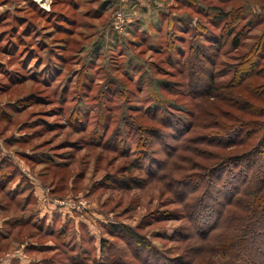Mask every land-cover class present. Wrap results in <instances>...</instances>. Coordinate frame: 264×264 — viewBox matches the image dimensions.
<instances>
[{"label": "rangeland", "instance_id": "1", "mask_svg": "<svg viewBox=\"0 0 264 264\" xmlns=\"http://www.w3.org/2000/svg\"><path fill=\"white\" fill-rule=\"evenodd\" d=\"M219 10L240 14L238 49ZM250 54L261 75L232 82ZM263 83L264 0H0V264H235L222 241L196 251L212 221L189 218L182 190L205 182L198 165L167 175L191 150L208 165L209 151L241 155ZM221 113L243 125L213 148L210 123L231 124ZM189 121L200 128L184 133Z\"/></svg>", "mask_w": 264, "mask_h": 264}, {"label": "trees", "instance_id": "2", "mask_svg": "<svg viewBox=\"0 0 264 264\" xmlns=\"http://www.w3.org/2000/svg\"><path fill=\"white\" fill-rule=\"evenodd\" d=\"M218 13L219 15L216 18L226 21V25L229 27L228 36L235 35L232 45L235 49H238L240 42L245 38L244 33L241 32L242 30H235V26L240 20V14L225 12L223 10H219ZM114 15L113 13L112 20ZM197 55L199 56V53H197ZM201 59L206 60L203 57H201ZM239 61L240 62L232 66L235 75L232 82L237 83L238 81L244 80L246 75L255 77L261 75L262 72H257L256 69L259 67V70H261L262 64L259 60L252 59L251 54L248 55L245 60ZM248 65L251 67L248 74H242L240 72L237 74L241 66L245 67ZM191 70L193 69L190 68L188 71ZM189 77V83L187 84L189 89L188 92L195 89V86L196 88L200 87L197 86L198 84L195 82L196 80H194L198 78L197 71L194 70L193 73L189 72ZM238 77L241 79H238ZM208 84L212 86V91L208 89L207 92L201 94H205L206 97L207 93L211 95L218 91V86L216 85L215 76L213 74H211ZM231 85L233 84L231 83ZM260 87L263 89L264 83L261 84ZM155 103L154 105L158 106L157 100ZM261 114L255 115L259 117ZM225 115L230 117L231 124H229L230 122L220 124L217 120L213 124L210 123L211 126H214L212 130H209V136L206 137L214 139L211 140V142L208 141V143L210 142L209 146L213 148L219 147L224 142L229 143L228 145L231 146L236 145L226 132L229 130L228 127H232V125H243V118H241V116L237 117L233 113L230 114L231 116H229L228 113L220 114V116L224 117ZM262 116L264 117V114L260 116L261 118H257L258 120L256 121L259 123L258 125H260L258 133H256L257 130H248V132L242 130L238 133V145L241 144L240 147H246V149L240 153L241 155H223L215 151H209L205 157L215 162L208 165L199 160V154H195L196 150H191L190 153L188 152L189 155L183 153L188 157L185 164L175 163L173 167L175 170L170 173V176L167 175L169 177L168 180L171 179V181H175V179L182 178L185 175L187 176L191 174V172H185L188 169L187 165L191 167L198 165L197 169L204 174L200 179L205 180V182L201 180L198 183L195 182L193 184L194 189L190 192L186 193L184 192L186 190H182V195L185 197V200H182V206L187 212V215L189 214V218L193 219L194 217L196 222H199L201 219H207L208 221L210 219L212 221V223H208V226H202L196 236L193 234L197 237V242L200 244V246L196 248L197 252H206V247H208V250L215 249L213 246L214 243L222 241L221 244L227 245L226 249L223 251H229L227 248H230L237 253L239 261H235V264H264V147H262L261 150L257 149L261 144L260 141L264 138V121H261ZM214 118H216V116ZM254 124L256 123L254 122ZM194 127H196V129L200 128L198 124L196 125V122H187V128L184 133H188V131H191ZM199 130L194 133L192 140H190V147L194 144L193 141H200L201 137L205 135L203 132H199ZM223 133L226 134L223 136ZM260 133L261 137L258 136ZM262 143H264V141H262ZM181 152L184 151L182 150ZM196 153H199V150ZM259 153L263 162L255 166V171L253 170L251 172L254 162L256 161L254 157ZM189 170L191 171V168ZM171 175L174 179L170 178ZM5 181L9 180L6 179ZM211 181H213V183ZM214 181H219V184ZM184 187H190V183L186 182ZM212 188L215 189L214 194L211 193ZM183 196L182 198L184 199ZM219 196L222 198L219 199ZM202 207L204 210H202ZM195 229H198V227L196 226L194 230ZM123 231L127 232L134 240H137L139 244L144 243L141 238L136 237L137 235L131 231V229L124 228ZM215 231H219L220 233Z\"/></svg>", "mask_w": 264, "mask_h": 264}, {"label": "built area", "instance_id": "3", "mask_svg": "<svg viewBox=\"0 0 264 264\" xmlns=\"http://www.w3.org/2000/svg\"><path fill=\"white\" fill-rule=\"evenodd\" d=\"M123 20H124V16H123V14H122L121 12H118V13L116 14L115 20H114V22H113L114 27H115L116 29L121 30L122 27H123Z\"/></svg>", "mask_w": 264, "mask_h": 264}]
</instances>
